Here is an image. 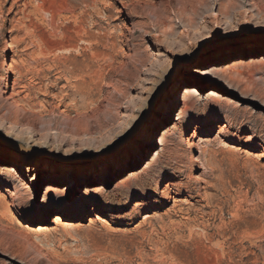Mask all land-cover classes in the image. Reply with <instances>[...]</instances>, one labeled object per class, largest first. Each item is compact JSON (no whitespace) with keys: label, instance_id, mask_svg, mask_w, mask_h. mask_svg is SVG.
Returning a JSON list of instances; mask_svg holds the SVG:
<instances>
[{"label":"rangeland","instance_id":"1","mask_svg":"<svg viewBox=\"0 0 264 264\" xmlns=\"http://www.w3.org/2000/svg\"><path fill=\"white\" fill-rule=\"evenodd\" d=\"M228 41L112 155L0 144V264H264V0H0V136L41 154L104 152Z\"/></svg>","mask_w":264,"mask_h":264},{"label":"water","instance_id":"2","mask_svg":"<svg viewBox=\"0 0 264 264\" xmlns=\"http://www.w3.org/2000/svg\"><path fill=\"white\" fill-rule=\"evenodd\" d=\"M229 43L231 42L228 41V42H223L221 44L216 43L213 45L201 47L197 49L194 53H192V55L185 58L181 63L177 64L172 69V71L166 76V78L161 83V85L155 90V93L153 94L151 100L149 101L146 108L144 109V112L139 116L138 120L132 126V128L125 134L124 138L118 141L117 143H115L114 145H112L111 147H109L108 149H106L104 152H100L96 154L94 157L79 156L77 158H73V157H68V156H63V155H55L54 153H51V152H48L46 154H41L39 150H34L32 148L25 147L22 144L14 140L8 139L6 137H3V136H0V144L5 145L6 147H8L9 149L13 151H17V152H21V153L29 154V155L39 154V155H43L44 157H48V158L54 159L56 161L64 162V163L88 162L91 160H99L109 155H112L116 153L122 146H124L137 133L139 128L143 125V123L149 116L150 112L153 110L155 104L160 100L163 93L169 88L171 83L175 80V78L177 77L182 67H186L187 65H189L195 59V57H197L199 54L213 51L214 49L220 46L228 45Z\"/></svg>","mask_w":264,"mask_h":264},{"label":"bare ground","instance_id":"3","mask_svg":"<svg viewBox=\"0 0 264 264\" xmlns=\"http://www.w3.org/2000/svg\"><path fill=\"white\" fill-rule=\"evenodd\" d=\"M195 1H197V0H181V3L183 4V5H192V4H194V2ZM194 6V5H193ZM237 65V64H236ZM239 65V64H238ZM236 67H239V66H236ZM190 71H192V70H190ZM191 90H189L187 87H185V93L183 94V96H182V100L184 101L185 99H186V94L188 93V92H190ZM184 110L185 109H183V108H181L180 109V112H179V118H181V116H182V114H183V112H184ZM193 135H194V133L193 134H191V137H193ZM189 140V139H188ZM39 141H33L32 142V144H31V146H34V147H38V146H40L39 145ZM191 143L192 142H190V143H187L188 144V147L189 146H191ZM45 149H48V148H43V150H45ZM14 153V152H13ZM0 171H2V172H4V171H8L7 173H11L12 171H14V169H12V168H9V167H6L5 165H0ZM46 192L47 191H45V194H46ZM178 202V200H174V204L173 205H176V203ZM71 208V207H70ZM58 218H56L55 219V222H60L61 224H62V226L63 227H66V228H68V227H70V226H72V222H70V221H61V219L59 218V216H57ZM41 229H43V228H41Z\"/></svg>","mask_w":264,"mask_h":264}]
</instances>
